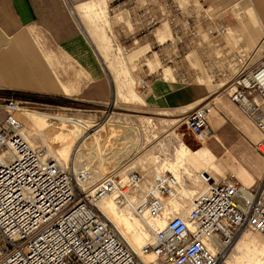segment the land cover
<instances>
[{"label":"built area","instance_id":"obj_1","mask_svg":"<svg viewBox=\"0 0 264 264\" xmlns=\"http://www.w3.org/2000/svg\"><path fill=\"white\" fill-rule=\"evenodd\" d=\"M184 23L189 24L188 16ZM229 32L224 24L208 30V74L260 131L254 149L264 158V33L246 49L241 35ZM210 97L183 118L200 143L213 136ZM19 111V100H1L0 264H145L95 204L120 188L137 187L144 175L131 171L122 181L120 175L109 173L91 192L84 191L46 147L33 146L23 137ZM196 175L202 189L184 210L169 211L162 227L149 220L164 216L167 200L177 199L175 193L188 187V177L162 172L152 178L154 191L132 205L133 213L151 229L141 251L154 257L152 264H227L229 249L242 229L264 234V181L262 186L243 188L232 178L204 171ZM125 193L116 197L118 203L126 200Z\"/></svg>","mask_w":264,"mask_h":264},{"label":"rangeland","instance_id":"obj_2","mask_svg":"<svg viewBox=\"0 0 264 264\" xmlns=\"http://www.w3.org/2000/svg\"><path fill=\"white\" fill-rule=\"evenodd\" d=\"M67 1L71 3V6H75L77 16L86 27L89 38L96 45L102 58L103 67L111 85V98L106 102L75 101L73 104L35 94L20 98L18 118L23 123L22 135L31 145L46 147L49 155L66 166L71 174L78 173L80 177L77 178L76 175L75 177L80 184H82L83 174L89 177L90 182L97 183L109 173L120 175L124 181V176L131 171L146 172L151 167L158 166L157 172L166 170L164 172L169 171L176 176L188 177L190 180L188 187L195 189L193 193L195 194L202 189V185L197 182L196 174L203 170L208 171L213 177L235 179L242 187L244 185L232 170L233 165L243 166L254 177L257 176L256 174L262 170L258 166L261 164L259 160L264 161L254 149V143L259 139L252 141L250 136L240 129L237 120L232 116L227 117V122L221 127L218 126L214 117L211 118L210 125L213 134H218L225 144L223 147L219 143L212 142L213 137L206 142V144H212L214 148L215 162L224 164L221 172H218L203 164L205 160L202 152L203 144L188 131L183 123L182 117L184 118L190 109L151 107L141 96L143 80L137 75L141 71H151L149 67H155L157 62L156 59L151 60V58L156 56L160 67L152 72H164V68H168L172 75V67L169 65L177 62L175 67L179 72L181 71L180 79L209 83L210 98L218 95L235 106L224 93L219 92L218 86L210 81L208 64L204 57L207 53L205 51L207 45L203 44V39L199 38L200 33L196 31L192 33L190 28H181L179 23L176 24V21L172 20L174 17L171 13L166 12L169 17L165 18L163 13L156 12L157 1L154 3L147 0ZM187 3L181 0L179 5L170 6L175 11L180 9L179 17L183 22L186 16L189 17V22L192 19L191 14L186 15V10L194 8L189 7ZM88 5H91L92 11L88 7L85 9ZM227 5L230 6L229 9L215 7L212 4L208 15L212 20H208L204 37L210 36L209 26L214 29L215 26L224 24L230 34L237 32L241 35L240 38L246 49H252L262 33L248 22L247 13L238 4L230 1ZM154 19L158 21L156 24L152 23ZM243 22L248 26H242ZM172 28L181 36V43L185 41V38L194 37V40L199 42L198 48L181 49V43L175 37L176 34H173ZM255 31L258 37L250 38V42L247 43L244 40L245 36ZM160 32L164 35L161 40L157 36ZM144 45L148 46V51L145 50L147 48L142 47ZM162 47L165 51L173 48L179 53H176L174 60L171 61L164 52L159 53ZM161 56L164 57L161 58ZM236 109L240 115L246 116L239 107ZM23 112L28 113L26 118L22 115ZM76 121L83 122L84 127L80 130L71 129V125ZM253 128L257 129L255 125ZM189 148L190 154H188ZM226 152H230L233 157L224 161L223 156ZM263 174L264 171L261 177L255 179L251 185L256 186L259 183L262 186ZM82 186L85 187L83 184ZM147 187L141 186V189L147 192L149 189ZM83 190L92 191V189L91 191ZM182 192L185 191L182 190ZM131 194L134 197L137 194L141 195L138 190H133ZM175 195H178L177 199L167 200V205L179 211L188 202L180 196V193H175ZM117 211L132 224L131 234L137 236L142 231L150 234L146 221L133 216L129 206L118 205ZM134 218L140 222L136 226L132 220ZM234 242V249L227 264H254L264 260V236L262 234L250 229H242L236 235ZM145 255L151 264L155 263L151 254Z\"/></svg>","mask_w":264,"mask_h":264},{"label":"crops","instance_id":"obj_3","mask_svg":"<svg viewBox=\"0 0 264 264\" xmlns=\"http://www.w3.org/2000/svg\"><path fill=\"white\" fill-rule=\"evenodd\" d=\"M147 1L153 3L157 1L156 12L163 13L165 18L169 17L167 13H171L176 24L179 23L181 28H190L192 33L194 31L200 33L199 38L203 39V44L207 38L204 37L205 28L208 27V20H212L207 17L212 4L215 7L229 9L231 3L227 4L233 1L247 13L248 22L256 26L257 31L264 33V0H184L188 2L189 7L194 8L186 10V15H192L188 25H185L176 11L170 8L171 5H179L181 0ZM74 8L75 6H71L67 0H0V99L11 97L19 100L26 95L35 94L62 100L66 104H73L75 101L106 102L110 100L111 85L103 67L102 58ZM242 24V26H248L244 22ZM257 31L248 33L244 40L249 43L250 38H257ZM173 34H176L175 37L181 43V36L174 29ZM157 36L161 40L164 35L160 32ZM198 45L199 42L194 40V37H188L180 46L181 49L189 47L196 49ZM142 47L147 48L144 49L148 51L147 45ZM163 48L159 53L164 52L171 61L174 60L176 53H179L173 48L170 51H165ZM154 59L157 61L155 67L148 65L151 71H141L137 75L145 83L141 86V96L151 107L191 109L211 95L209 83L180 79L181 71L179 72L175 67L177 62L169 65L172 67V75L168 68H164V72H152L160 67L158 58L153 56L151 60ZM233 104L235 106L218 95L213 97V110L209 115L210 124L211 118L214 117L218 126L221 127L227 122V117L232 116L237 120L240 129L248 134L252 141H257L258 130L253 128L254 125L246 116L240 115L236 109L238 106ZM212 137L214 139L212 142L225 147L218 134L214 133ZM206 142L202 143V152L205 156L203 164L221 172L224 164L215 162L214 148L212 144H206ZM223 157L225 161L233 155L226 152ZM259 161L261 164L258 166L262 170L256 174V177L243 166H232L243 187H249L255 179L261 177L264 161L261 159ZM157 168L158 166L151 167L145 173L158 174ZM152 178L154 175L151 174V181Z\"/></svg>","mask_w":264,"mask_h":264},{"label":"bare ground","instance_id":"obj_4","mask_svg":"<svg viewBox=\"0 0 264 264\" xmlns=\"http://www.w3.org/2000/svg\"><path fill=\"white\" fill-rule=\"evenodd\" d=\"M89 8L90 11H92L91 5H88L85 7ZM72 10V9H71ZM75 13L77 14V11L74 8ZM87 11V10H86ZM73 13V12H72ZM262 47V46H261ZM260 47V48H261ZM234 103V102H233ZM18 114L17 113V118H18ZM22 115L24 116V118H26L28 116V113L23 112ZM19 119V118H18ZM20 120V119H19ZM21 121V120H20ZM84 127L83 122L81 121H76L75 123H73L71 125V129H82ZM23 129V128H22ZM22 129H21V134H22ZM258 130V129H257ZM259 132V131H258ZM214 136V134H213ZM24 137V136H23ZM260 138V137H259ZM180 154H183L182 151H179ZM47 154L49 155V153L47 152ZM50 156V155H49ZM52 158H54L53 156H50ZM262 157V156H261ZM263 158V157H262ZM55 159V158H54ZM264 159V158H263ZM57 160V159H56ZM59 161V160H58ZM60 162V161H59ZM62 164V163H61ZM166 171V170H164ZM163 171V172H164ZM73 172V171H72ZM141 174L144 175L145 177V181L142 182L141 184H139L137 187L134 188V186L132 187H126L123 190H116L113 193L109 194L108 196H104L101 199L95 201V204L99 207V209L102 211V213L105 215V217L111 221V223L114 225V227L116 228L117 232L119 235H121L120 237H122L124 240H126L125 242L130 246V248L132 249V251L142 260L143 263L145 264H151L147 258L146 255L144 253H142L141 251V247L142 245L145 244L146 240L150 239L151 236V229L148 227L150 234L146 233V232H141L139 235L134 236L133 234L130 233L131 230H133V226L132 224L129 222V220L123 216V214H119V212L117 211V207L118 205H126L130 207V212L132 213L133 216H136L133 213V208L132 205L133 204H137L139 203L143 198L144 195L146 193H149L151 191H154V184L152 183V181L150 180V175H154V177H156L158 174L162 173L159 172L158 174H155V172H151V173H145V172H139ZM78 173H75V175L78 177L77 175ZM73 172V176L76 180V182L78 183V185L85 190H89L91 191V189L93 188V186L95 185V182H90L89 177L86 174L82 175V184L85 185V187L82 186V184H80L78 182V180L76 179ZM124 179H126V176H124ZM98 182V181H97ZM141 186H148L149 189L147 192H145L144 190L141 189ZM147 187V188H148ZM245 188V187H243ZM247 188V187H246ZM139 191L141 195H136V197L133 196L132 191ZM185 191L184 193L182 192ZM189 190V191H188ZM195 189H190L189 187L183 188L181 189L178 193H180V196H183V198H185L186 202L189 201V198L192 197L193 193H194ZM126 192V193H125ZM120 193H125V199L123 203H118V201L116 200V196L119 195ZM118 204V205H117ZM182 210V209H181ZM184 210V209H183ZM169 211H173L175 212V210L173 208H170L168 205L166 206V212L164 213V216H162L161 218H155L154 220L150 221V223H152L154 226L156 227H162L165 222H166V215ZM129 213V212H128ZM129 216V215H127ZM134 221L135 226L138 225L140 222L137 218L132 219ZM152 225V226H153ZM252 231H256L260 234H262L260 231L257 230H252ZM264 236V234H262ZM243 237V236H242ZM242 237L239 239V241L242 239ZM145 239V240H144ZM235 243V242H234ZM234 243L231 245L230 249H229V254L226 257V262H228V258L231 256V253L234 249ZM233 247V248H232ZM237 260V259H236ZM254 264H264V260L262 262L258 261Z\"/></svg>","mask_w":264,"mask_h":264}]
</instances>
